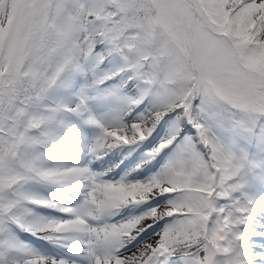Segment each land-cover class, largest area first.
<instances>
[{
	"label": "snow or ice",
	"instance_id": "snow-or-ice-1",
	"mask_svg": "<svg viewBox=\"0 0 264 264\" xmlns=\"http://www.w3.org/2000/svg\"><path fill=\"white\" fill-rule=\"evenodd\" d=\"M0 264H264V0H0Z\"/></svg>",
	"mask_w": 264,
	"mask_h": 264
}]
</instances>
